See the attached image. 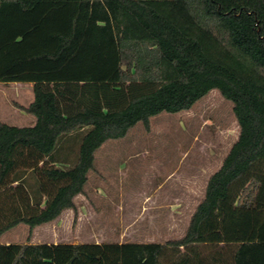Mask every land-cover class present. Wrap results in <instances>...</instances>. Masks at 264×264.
Returning <instances> with one entry per match:
<instances>
[{
  "label": "trees",
  "instance_id": "16d2710c",
  "mask_svg": "<svg viewBox=\"0 0 264 264\" xmlns=\"http://www.w3.org/2000/svg\"><path fill=\"white\" fill-rule=\"evenodd\" d=\"M0 82L34 86L0 122V239L76 210L95 152L213 89L238 139L185 234L164 243H2L0 264H264V0H0Z\"/></svg>",
  "mask_w": 264,
  "mask_h": 264
},
{
  "label": "rangeland",
  "instance_id": "374dc122",
  "mask_svg": "<svg viewBox=\"0 0 264 264\" xmlns=\"http://www.w3.org/2000/svg\"><path fill=\"white\" fill-rule=\"evenodd\" d=\"M24 84L25 91L22 96H16V86L9 83L5 86L6 94L0 104V119L6 123H12L15 114L13 103L9 100L29 103L28 93L33 94V87L28 82ZM20 87V86H19ZM150 130H147L143 122L132 127L127 135L121 139H110L99 149L100 159H113L116 162L107 167L109 171H90L87 189L79 196V202L91 205L90 199L107 197L116 200H135L132 207H138V203L144 198V194L150 193L169 173L175 171L183 152L193 155H203L201 159L210 160L211 168L205 173H196V185L198 187L196 201L200 199L205 180L210 173L219 169L224 158L238 139L240 127L233 111V103L225 99L218 89H213L208 95L199 100L190 110L171 114L162 112L153 116L150 120ZM162 154H169L173 163L167 164L162 171H156L151 165L156 159H163ZM159 155V156H156ZM195 158L199 159L198 156ZM185 168H181L182 176ZM192 172H190V175ZM193 175V174H192ZM99 187V188H98ZM97 188V190H96ZM93 193L91 194V190ZM96 190V191H95ZM95 195V196H94ZM102 199V198H101ZM107 211L104 215L114 216L111 206H104ZM100 213V212H99ZM103 215H100L102 218ZM77 212L63 214L59 219L50 224L36 227L32 232L25 224H20L7 231L0 239L2 243H66L72 241V230L75 229ZM105 218V217H104ZM108 231L106 229H102ZM171 238H161L163 243ZM86 240V237L83 238ZM104 239V238H103ZM109 238H106V241Z\"/></svg>",
  "mask_w": 264,
  "mask_h": 264
},
{
  "label": "crops",
  "instance_id": "0c3cea01",
  "mask_svg": "<svg viewBox=\"0 0 264 264\" xmlns=\"http://www.w3.org/2000/svg\"><path fill=\"white\" fill-rule=\"evenodd\" d=\"M10 83H14L18 86L16 89L17 97L22 96V94L26 92L24 86H21L24 85L20 84L21 82ZM8 84L9 83L0 82V93L6 94L4 91H6L5 86ZM30 86L33 87L34 90L33 83H30ZM28 91L29 103H23L17 100L13 102H17L23 106H29L34 101L35 94H32L30 90ZM2 99L3 96L0 95V104ZM4 100L7 101V103H13L8 97H4ZM13 107L16 109L14 114L15 120L12 123H6L0 119V122L18 127L32 126L36 123V117L27 114L16 106ZM160 156H162L163 159H156L151 163L156 171H162L167 164L173 163V161L169 159V154H162ZM191 156L190 152H183L175 171L169 173L150 193L144 194V198H142L136 208L132 207L136 203L135 200H128L130 202H127V200L109 199L103 196L101 199L98 198L100 196L98 193H95V195L98 196L90 199V201H92L91 205L85 202L80 203L79 196L88 191L86 183L84 186V193L74 198L76 210L71 208L65 209L59 216L61 217L63 214L70 215L72 211L77 212L78 215L75 229L71 231L73 234L71 235L72 241L66 243H163L161 238L164 237L171 238L178 236V238H181L188 228L196 207L203 199L206 185L213 174L210 173L208 175L201 191L200 199L196 201L198 187L196 185L197 181L194 172L198 174L205 173L210 170L211 162L210 160L201 159L203 155L199 154L193 155V159H187ZM196 156H198L199 159L195 158ZM100 157H102L101 150L98 149L95 152V168L92 170L93 172H107L109 171L107 167H110L111 164L116 162L113 159L102 161ZM182 167L185 168V170H183L184 176H182L180 171ZM190 172H192L193 175H190ZM92 193L93 189L91 190V194ZM107 205L113 208V217L104 215L107 211L104 206ZM100 215H103L102 218ZM59 217L52 222L57 221ZM103 228H107L108 231L102 230ZM84 237H86V240L83 239ZM106 238H109V240L106 241Z\"/></svg>",
  "mask_w": 264,
  "mask_h": 264
}]
</instances>
